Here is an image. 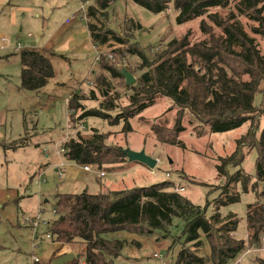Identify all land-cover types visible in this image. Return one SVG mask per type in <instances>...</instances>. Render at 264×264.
<instances>
[{
  "label": "trees",
  "instance_id": "1",
  "mask_svg": "<svg viewBox=\"0 0 264 264\" xmlns=\"http://www.w3.org/2000/svg\"><path fill=\"white\" fill-rule=\"evenodd\" d=\"M117 1H131L153 15L167 12L172 4L177 13L175 24L182 26L200 19V32L205 40L191 45L187 34L150 56L137 48H129L126 53L140 60L139 68L143 72L128 88L131 93L126 98V107L113 117L111 113L117 110L116 97L104 98L98 108H86L82 104L86 98L72 95L66 105L68 111L73 112L71 129L94 118L110 126L123 122L122 133L127 134L132 130L129 120L160 100L170 102L177 109L173 128L165 124L152 126L153 135L161 144L184 149L178 134L184 131L185 114L210 134H224L247 124L249 129L236 141V150L230 156L218 159L217 176L227 182L210 204H193L181 193H175L172 183L167 181L130 190L105 189L97 195L87 191L58 194L54 213L59 219L48 226L47 238L53 244L80 243L85 247L83 258L77 256L67 264H116L126 241L110 238L112 235L126 232L149 236L161 232L163 240H172L170 251L177 245L173 230L181 227L183 241L180 243V236L179 244L193 246L182 247L175 264H207L193 251L201 247V237L209 245L211 264H231L247 246L264 247V193L256 194L257 185H264V95L258 105L255 102L264 85V56L260 55L257 41L247 35L235 15L228 13L224 19L213 12L234 5L232 9L237 15L256 24L251 33L264 39V0H80L86 5L81 16L87 21L94 51L112 42L125 45L124 40L103 24L108 18L107 10ZM207 21L220 31V36L214 35ZM50 57L36 50L19 52L22 90L36 93L49 83L54 75ZM103 62L100 61L101 68L111 79L124 80L118 70ZM98 90L103 97L104 91L111 93L105 77L96 80L88 100L96 102ZM77 112L80 114L75 115ZM109 134L91 129L90 134L83 137L76 131L74 138L64 144V158L80 167L87 165L108 174L127 170L128 161L122 149L106 143ZM24 141L27 140L22 139L17 147L24 146ZM250 152L255 154L253 175L247 174L242 165ZM252 181L251 190L257 197L256 202L246 206L249 235L244 242L231 237L238 230V218L233 213L223 217L219 211L240 202V196L232 192L233 185H239L245 194ZM212 208L214 214L209 217ZM256 264H264V259Z\"/></svg>",
  "mask_w": 264,
  "mask_h": 264
},
{
  "label": "rangeland",
  "instance_id": "2",
  "mask_svg": "<svg viewBox=\"0 0 264 264\" xmlns=\"http://www.w3.org/2000/svg\"><path fill=\"white\" fill-rule=\"evenodd\" d=\"M60 3L64 6L58 8ZM35 4L42 5L46 18L56 20L58 24L65 21L71 9L77 16L82 15L80 9L84 5L80 0H11V5L14 6ZM11 5L5 7L11 8ZM233 6L215 10L213 13H218L224 19L228 17V13L235 15L247 35L257 41L260 55L264 56V39L251 33L256 24L237 15L232 9ZM8 11L5 10L1 14L0 8V35H4L3 42L0 41V50L19 49L44 34L41 30V19L38 20L34 15L35 11L31 15L26 12L18 13L20 19L17 23L11 22L9 18L12 15ZM107 13L108 18L103 22L105 28L124 40L125 45L120 46L112 42L97 47L96 52L86 56L52 58L55 76L53 75L49 83L36 93L20 88L21 63L13 57L2 58L7 50L0 51V264H33L32 259H37L38 264H67L77 256L84 257L85 247L82 244L55 245L47 238L48 226L59 219L54 213L58 194H80L87 191L97 195L99 192H96L94 186L98 185H94V181L96 184L103 182L108 186L104 189L111 191L147 187L163 183L165 174L168 173L174 182L173 190L175 184L178 189L182 186V195L193 204L204 206L218 197L220 189L227 182L217 176L215 166L219 164V158L230 156L236 150L235 143L247 134L249 124L224 134H210L185 114L182 121L184 131L178 134L184 149L161 144L153 135L152 126L165 124L167 128H173L177 109L170 102L160 100L129 120L132 130L127 134L122 133L123 122L110 126L108 122L94 118H88L83 124H78L77 129H71L70 119L73 112L68 111L66 107L68 100L77 94L86 98L82 102L86 108H98L99 103L106 98L101 91H96V102L88 99L99 77H105L107 80L111 91H105L107 97L117 99V110L111 115L114 117L126 107V98L131 93L128 90L130 86H127L124 80L111 79L101 68L100 61L114 67L119 73L131 74L137 80L143 72L139 68L141 62L126 53L129 48H137L150 56L158 54L170 41L179 40L187 34L191 45L205 40V36L200 32V19L182 26L175 24L177 13L172 4L167 12L153 15L131 1H117ZM207 23L212 27L214 35L220 36V31L208 21ZM263 95L264 85H261V92L255 100L257 105ZM79 114L80 112H77L75 115ZM91 129L104 134L110 133L106 140L108 145L122 150L144 151L157 160L156 168L149 169L136 162H127V170L123 171L125 177L120 175L121 171L108 174L102 170L100 172L104 171V176L94 180V172H84L82 167L68 162L63 154H58L64 144L74 138L76 131L85 137L90 134ZM22 139L27 140L24 141V146L17 147L21 145ZM246 158L242 164L243 168L247 174L253 175L255 154L250 152ZM112 167L110 169H114ZM57 169L62 174L61 178ZM130 170V173L127 172ZM153 170L154 175L150 174ZM253 183L254 181L248 185V192L245 194L239 185H233L232 192L240 196V202L219 211L223 217L233 213L238 218V230L231 234V237L244 242L249 235L245 223L246 206L256 202L257 197L251 190ZM85 185H88L87 190L84 189ZM101 185L99 184L100 188ZM256 191V194L264 193V185L259 183ZM213 210L210 209L209 217L214 214ZM35 224L37 226L34 227ZM181 230V227L173 230L172 235L177 236V241L174 240L177 245L170 251L168 248L172 240H163L161 232L149 236L130 235L126 232L112 235L110 238L126 241L116 264H175L180 249L193 246L179 244L180 236V243L183 241ZM201 239V247L193 251L205 259L207 264H211L209 245L204 237ZM247 247L237 257L243 260V264H256L259 259H263L259 252L246 253Z\"/></svg>",
  "mask_w": 264,
  "mask_h": 264
},
{
  "label": "crops",
  "instance_id": "3",
  "mask_svg": "<svg viewBox=\"0 0 264 264\" xmlns=\"http://www.w3.org/2000/svg\"><path fill=\"white\" fill-rule=\"evenodd\" d=\"M5 5H11V0H0V8H1V14L3 11L9 10L8 11L9 14L12 15V17L10 16L9 19L11 20L12 23H17L18 19H20L18 13L26 12L31 15L35 11L34 15H36L38 20L41 19V30L44 31V34H42L41 37H38L37 40L26 43L24 47H20L19 49L18 48L1 49L2 50V51L0 50L1 52L7 50L3 54L2 58L13 57L19 61L18 55L21 50H31V51L36 50L47 56L54 55L53 57H50V61L52 62V66H53L54 61H52V58L63 57L67 59L66 57L68 56L81 57V56L89 55L92 52H95L94 46L93 44H91L90 41L89 31L86 28L87 21L84 18H82L81 15L77 16L78 14L75 11H72V9L68 11L69 12V14H67L68 20L66 18L65 21L58 24L56 20L51 21L50 19L46 18V15H44V10L42 5L35 4L33 6H25V7H20L19 5L18 6L11 5V8H7L5 7ZM55 5H57V3ZM52 6L53 5H49V7ZM63 6L64 5L60 3L58 8ZM22 30L23 29L21 28L20 31ZM0 36H1L0 38L1 41L2 39H4V35L1 34ZM53 71H54V66H53ZM131 170H133V168ZM131 170L127 172L130 173ZM124 174L125 172H121L120 175L124 176ZM93 179L95 180L99 178L97 175H95ZM95 182L96 181H94V185H98V186H94L92 184L90 185L96 187L97 193L100 192L101 190H105L104 187L107 186L106 184H103V182L99 181L98 183L100 185L101 184L103 185V186L101 185L100 188L99 184L98 183L96 184ZM87 186L88 185H85L84 188L85 190H87Z\"/></svg>",
  "mask_w": 264,
  "mask_h": 264
},
{
  "label": "water",
  "instance_id": "4",
  "mask_svg": "<svg viewBox=\"0 0 264 264\" xmlns=\"http://www.w3.org/2000/svg\"><path fill=\"white\" fill-rule=\"evenodd\" d=\"M120 74L124 77V81L127 86L135 84L136 79L131 74H127L126 72H121ZM107 95L108 94L104 91V96L107 97ZM121 153L126 156L129 163L136 162L149 169L156 168L155 166L157 165V160L148 156L144 151L135 152L132 150L130 151L129 149H124Z\"/></svg>",
  "mask_w": 264,
  "mask_h": 264
},
{
  "label": "built area",
  "instance_id": "5",
  "mask_svg": "<svg viewBox=\"0 0 264 264\" xmlns=\"http://www.w3.org/2000/svg\"><path fill=\"white\" fill-rule=\"evenodd\" d=\"M85 6L86 5H82L81 6V9H80V11L81 12H84V8H85ZM3 40L4 39H2L1 41L3 42ZM95 52H96V50H95ZM97 53H99V51L97 52ZM63 154V155H65L64 153H65V150H64V148H62L59 152H58V154ZM159 164V163H158ZM82 169L84 170V172H91V173H95L96 175H98L99 177L100 176H104V173L103 172H96V171H94L93 169H91L89 166H87V165H85V167H82ZM59 177L61 178L62 177V174H61V172H59ZM150 174H153L154 175V170L152 171V172H150ZM41 179V177L39 176L38 177V180H40ZM165 181H168V182H172V184L174 183L172 180H171V177H170V175L168 174V173H166L165 174V179H164ZM184 190V188H182V186H180L179 187V189H178V185L177 184H175V187H174V192L175 193H180L181 191H183ZM37 224H35L34 226H36ZM263 242V241H262ZM260 253L261 254V257L264 259V247H260V248H256L255 246H251V247H248L247 249H246V253ZM155 257L157 256L156 254L154 255ZM157 259H159V260H162V259H160V258H157ZM241 258H237L236 259V261L234 262V264H243L242 263V259L240 260ZM32 263L33 264H38L39 263V261L37 260V259H32Z\"/></svg>",
  "mask_w": 264,
  "mask_h": 264
}]
</instances>
